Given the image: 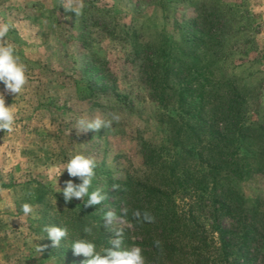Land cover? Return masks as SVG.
I'll return each mask as SVG.
<instances>
[{
	"label": "rangeland",
	"instance_id": "374dc122",
	"mask_svg": "<svg viewBox=\"0 0 264 264\" xmlns=\"http://www.w3.org/2000/svg\"><path fill=\"white\" fill-rule=\"evenodd\" d=\"M84 4L83 14L75 17L64 11L61 0H0V23L13 26L8 38L28 67V83L17 97L0 83L6 106L12 104L16 110L14 131L0 130V189L4 190L0 191V264H84L87 258L74 255L71 248L79 239L95 243L103 254L104 248L111 247L106 241L116 239V230H123L122 238L131 233L116 210L126 193L111 194L108 176L116 178L122 171L135 179L146 176L136 153L143 139L161 149L163 160H182L184 153L170 143L162 123L181 110L174 102L158 103L150 95L136 50L141 56L150 49L163 63L174 58L191 64L206 75L196 81L210 80L207 90L210 84L230 82L248 101L253 118L264 123V0H84ZM201 12L216 22L211 37L204 38L208 44L194 45L188 23ZM89 64L106 75V90L101 91L85 73ZM114 113L121 119L110 129L78 133L74 128L82 117L107 120ZM77 153L95 158L90 191L99 188L107 196L99 204L104 209L101 235H73L64 224L72 212L58 214L69 205L79 213L78 203L88 199L73 198L66 204L59 192L69 179L80 183L63 171L69 157ZM180 165L182 179L201 170L197 158H185ZM236 183L249 203L264 208V159L257 172ZM177 196L175 202L181 205ZM208 197L206 191H190L183 200L184 210L190 204L200 216L211 263L226 264L219 233L208 216L197 211L200 202H209ZM23 203H30L33 213L24 216ZM108 211L117 217L111 225L104 220ZM219 224L224 229L232 226L231 221ZM46 225L67 228L59 247L47 238ZM260 242L258 259L264 264V235ZM133 246L137 247H122Z\"/></svg>",
	"mask_w": 264,
	"mask_h": 264
},
{
	"label": "trees",
	"instance_id": "16d2710c",
	"mask_svg": "<svg viewBox=\"0 0 264 264\" xmlns=\"http://www.w3.org/2000/svg\"><path fill=\"white\" fill-rule=\"evenodd\" d=\"M215 22L204 12L192 17L188 31L195 41L191 43L208 44L209 40L204 38L211 37ZM135 52L141 59L143 82L150 95L158 103L174 102L181 110L162 123L168 129L170 143L184 154L181 161L163 160L161 149L143 139L136 145V153L146 176L135 179L123 171L116 178L108 176L112 186L119 185L111 194L125 191L127 196L120 201L123 206L116 204L117 214L127 222L125 230L131 231L129 237L122 238L123 245L140 247L146 264H184V260L186 264H212L206 255L209 245L200 216L191 211L190 204L184 210L185 194L200 189L208 192L209 202H200L197 211L206 214L213 230L219 233L220 253L226 264H260L264 208L249 203L236 181L259 170L264 159V123L253 118L248 101L230 82L210 84L207 90L210 80L204 77L201 83L196 81L198 76L206 75L191 64L174 58L163 63L150 49L141 56L139 51ZM85 73L101 91L106 90V75L98 67L89 64ZM172 77L174 83L170 81ZM185 158H197L200 163L201 170L190 179H182L180 171V162L184 163ZM176 193L181 205L175 202ZM84 203H78L79 213L69 205L58 214L72 212L64 224L69 225L73 235L87 236L83 232L86 226L92 228L91 235H101L104 209H99V205L85 207ZM136 211L141 215L149 212L155 222L137 220L133 215ZM221 221H231V228H221ZM156 240L161 242L160 248L154 245ZM106 245L111 246L110 241Z\"/></svg>",
	"mask_w": 264,
	"mask_h": 264
},
{
	"label": "clouds",
	"instance_id": "9594fccd",
	"mask_svg": "<svg viewBox=\"0 0 264 264\" xmlns=\"http://www.w3.org/2000/svg\"><path fill=\"white\" fill-rule=\"evenodd\" d=\"M61 6L65 12L74 13L75 17H79L83 14L85 4L84 0H61ZM12 27L9 23H0V83L4 85L5 92L17 97L28 83V67L22 62L14 43L8 38ZM120 119V115L115 113L111 115V119L107 120L99 116L93 119L82 117L77 120L74 128L77 129L78 133L88 131L98 132L101 128L110 129L113 122L119 123ZM15 120L16 110L14 106L12 104L6 106L5 95L0 93V130L12 133L14 131ZM96 167L97 163L93 157L82 153L69 157L68 162L63 167V171L66 170L69 177L78 178L80 183H74L73 180L69 179L65 181V187L63 189L60 188L59 192L62 191L66 204L73 198L83 200L87 196L88 199L84 203V206L91 207L99 205L107 199V196L99 188L90 191L96 176ZM62 172H60L59 176ZM49 178L52 179L53 177L50 176ZM56 182L58 185V179ZM117 188H119V185H113L114 190ZM0 191L4 190L0 189ZM28 195H32V193L29 192ZM21 211L24 216H28L33 213L34 209L30 203H23ZM124 211L126 212V209ZM133 215L137 220L142 219L144 222L149 223L155 222V217L147 211L143 215L139 211H136ZM115 219L117 217L113 211H108L104 215L107 225H111ZM43 230L47 233V238L51 241L53 247H59L61 240L65 239L68 235L67 228L46 225ZM83 232L90 235L92 228L86 226ZM115 235L117 238L110 240L111 247L104 248L103 254L96 250L95 243L87 239H79L72 243L73 254L76 256L82 255L87 258L84 264H145V258L142 255L140 247L133 246L130 249L122 247V229L116 230ZM154 245L160 248L161 242L156 240L154 241ZM37 251L42 252L43 248L38 246Z\"/></svg>",
	"mask_w": 264,
	"mask_h": 264
}]
</instances>
